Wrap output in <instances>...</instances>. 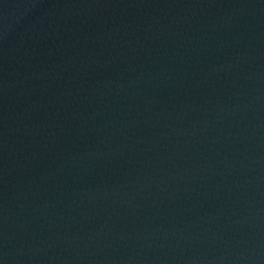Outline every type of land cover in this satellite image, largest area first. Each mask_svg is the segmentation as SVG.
<instances>
[{
  "label": "water",
  "instance_id": "obj_1",
  "mask_svg": "<svg viewBox=\"0 0 264 264\" xmlns=\"http://www.w3.org/2000/svg\"><path fill=\"white\" fill-rule=\"evenodd\" d=\"M13 264H264V0L148 94Z\"/></svg>",
  "mask_w": 264,
  "mask_h": 264
}]
</instances>
